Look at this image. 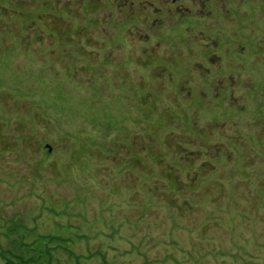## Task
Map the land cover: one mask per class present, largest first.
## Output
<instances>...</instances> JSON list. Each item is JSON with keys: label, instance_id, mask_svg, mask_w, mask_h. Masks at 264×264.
Segmentation results:
<instances>
[{"label": "rangeland", "instance_id": "1", "mask_svg": "<svg viewBox=\"0 0 264 264\" xmlns=\"http://www.w3.org/2000/svg\"><path fill=\"white\" fill-rule=\"evenodd\" d=\"M0 213L110 264H264V0H0Z\"/></svg>", "mask_w": 264, "mask_h": 264}, {"label": "trees", "instance_id": "2", "mask_svg": "<svg viewBox=\"0 0 264 264\" xmlns=\"http://www.w3.org/2000/svg\"><path fill=\"white\" fill-rule=\"evenodd\" d=\"M41 207V214L46 210L51 215L55 212L44 204ZM18 217L20 215L4 217L0 213V264H110L102 251L86 247V252H76L75 241L82 236L72 238L65 233V225L54 224L56 231L44 233L38 226L39 217L31 218L32 227ZM171 259L179 264L177 259Z\"/></svg>", "mask_w": 264, "mask_h": 264}, {"label": "water", "instance_id": "3", "mask_svg": "<svg viewBox=\"0 0 264 264\" xmlns=\"http://www.w3.org/2000/svg\"><path fill=\"white\" fill-rule=\"evenodd\" d=\"M50 147V146H49ZM51 150V149H50Z\"/></svg>", "mask_w": 264, "mask_h": 264}]
</instances>
